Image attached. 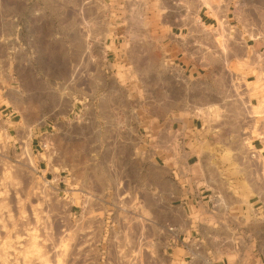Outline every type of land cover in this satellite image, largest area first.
Here are the masks:
<instances>
[{
    "label": "rangeland",
    "instance_id": "1",
    "mask_svg": "<svg viewBox=\"0 0 264 264\" xmlns=\"http://www.w3.org/2000/svg\"><path fill=\"white\" fill-rule=\"evenodd\" d=\"M32 3L53 13L16 9ZM220 16L212 0H0V264H97L90 226L107 178L120 176L141 140L156 147L148 129L161 127L139 133V117L163 116L168 98L172 108L180 96L202 101L194 35L202 18ZM262 114L252 113L236 150L264 143ZM222 149L205 148L216 168L264 167L255 154L233 159ZM216 192L256 200L247 188L206 193Z\"/></svg>",
    "mask_w": 264,
    "mask_h": 264
},
{
    "label": "crops",
    "instance_id": "2",
    "mask_svg": "<svg viewBox=\"0 0 264 264\" xmlns=\"http://www.w3.org/2000/svg\"><path fill=\"white\" fill-rule=\"evenodd\" d=\"M16 9L53 13L38 3ZM215 13L222 16L202 18L194 35V78L202 101L187 105L180 96L172 108L168 98L167 105H159L167 115L139 117V133L155 124L161 127L155 134L148 129L151 138L157 135L156 147L142 149L147 141L141 140L134 153L124 155L128 159L120 176L114 182L107 178L103 208L90 226L97 264H264V167L216 168L214 156L205 151L222 144L221 155L255 154L264 161L263 141L255 142L252 152L234 147L246 139L256 121L254 111H262L264 118V0H212ZM182 74L179 95L185 93ZM168 86L164 81V93L170 92ZM155 92L154 82L147 93ZM150 104L154 109V97ZM252 174L260 175L258 180ZM236 188L254 191L256 200L206 193Z\"/></svg>",
    "mask_w": 264,
    "mask_h": 264
},
{
    "label": "bare ground",
    "instance_id": "3",
    "mask_svg": "<svg viewBox=\"0 0 264 264\" xmlns=\"http://www.w3.org/2000/svg\"><path fill=\"white\" fill-rule=\"evenodd\" d=\"M29 136V135H28ZM29 139H30V137H29Z\"/></svg>",
    "mask_w": 264,
    "mask_h": 264
}]
</instances>
